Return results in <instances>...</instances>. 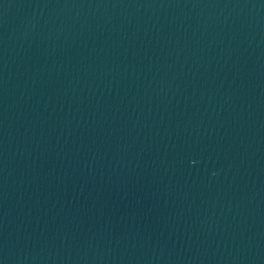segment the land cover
<instances>
[{"label": "water", "instance_id": "1", "mask_svg": "<svg viewBox=\"0 0 264 264\" xmlns=\"http://www.w3.org/2000/svg\"><path fill=\"white\" fill-rule=\"evenodd\" d=\"M0 264H264V0H0Z\"/></svg>", "mask_w": 264, "mask_h": 264}]
</instances>
